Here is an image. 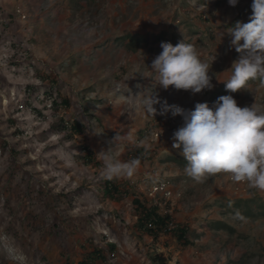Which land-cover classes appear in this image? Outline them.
Instances as JSON below:
<instances>
[{"label":"rangeland","instance_id":"rangeland-1","mask_svg":"<svg viewBox=\"0 0 264 264\" xmlns=\"http://www.w3.org/2000/svg\"><path fill=\"white\" fill-rule=\"evenodd\" d=\"M252 3L0 0V264H82L96 248L106 259L93 264H157L155 254L164 256L161 264H264V191L224 173L203 183L188 177L185 158L172 147L183 119L162 109L165 100L211 107L228 94L241 107L264 106L259 81L230 93L216 78L231 75L239 53L227 28L248 22ZM181 41L209 64L211 90L155 86L150 65L161 43ZM30 61L59 79L68 107L55 111L41 102L46 85ZM152 93L161 100L155 114L142 105ZM62 116L80 121L83 132L70 139L51 130ZM80 145L100 163L85 164ZM139 146L152 155L118 180L129 193L115 201L104 190L102 158L129 161ZM134 195L190 226L192 244L139 232Z\"/></svg>","mask_w":264,"mask_h":264},{"label":"clouds","instance_id":"clouds-1","mask_svg":"<svg viewBox=\"0 0 264 264\" xmlns=\"http://www.w3.org/2000/svg\"><path fill=\"white\" fill-rule=\"evenodd\" d=\"M238 2L228 0L232 6ZM251 9L248 22L238 21L227 28L230 46L239 53V58L233 62L229 78H216L227 81L226 89L230 93L249 89L250 81L264 85V0H253ZM161 48L150 65L155 86L165 90L172 86L176 90H190L192 94L214 87L209 64L191 44L162 42ZM157 104L161 100L154 93L142 100L149 114L157 112ZM162 109L183 119V124L173 133L172 147L179 149L186 159L184 171L188 177L203 183L224 173L235 182H246L251 188L264 191V106L255 102L241 107L228 94L218 97L211 107L207 102H197L194 109H186L169 105L165 100ZM119 139L117 133L114 140ZM128 139L131 141L132 137ZM102 159L100 175L105 180L131 178L141 163L138 158L122 162L107 153Z\"/></svg>","mask_w":264,"mask_h":264},{"label":"trees","instance_id":"trees-1","mask_svg":"<svg viewBox=\"0 0 264 264\" xmlns=\"http://www.w3.org/2000/svg\"><path fill=\"white\" fill-rule=\"evenodd\" d=\"M138 41L132 42L133 49H136ZM30 67H33L37 78H39L42 83H45V89L43 92V97H41V102L46 106L48 104L55 111L59 110L61 107H68L70 101L67 97H63L60 90V81L53 75L52 72L42 70L36 66L34 61L28 63ZM30 92H35L36 87L33 85L28 86ZM38 90V88H37ZM35 112L42 115L41 109L33 107ZM60 133L66 132V136L70 139L73 137V133H82L84 130L83 125L78 120H66L65 117H61L57 122L54 123L51 130ZM151 132H148V136ZM83 149V154L81 158L87 165L99 164L98 160L94 158V152L89 146H81ZM152 155V149L150 147L139 146L133 154V158L140 159L141 162L146 161ZM183 163L187 164L186 159ZM105 192L115 201H122L126 195L129 193V188L122 186L118 180H105L103 181ZM133 204L136 210V222L135 227L137 230L143 234L149 235L153 240H158L160 236L172 235L178 240L182 245H190L192 241L190 239V226L178 222L172 212H162L158 204H149L142 200L140 197L134 195ZM110 249H116V245L113 243L110 245ZM96 259H106L104 250L101 248H96L94 251L88 252L86 258L82 261V264H93ZM155 262L161 264L165 262V258L162 254H155ZM90 262V263H89Z\"/></svg>","mask_w":264,"mask_h":264}]
</instances>
